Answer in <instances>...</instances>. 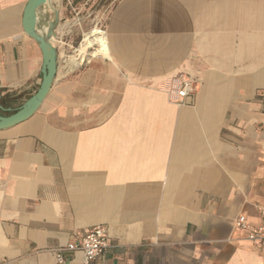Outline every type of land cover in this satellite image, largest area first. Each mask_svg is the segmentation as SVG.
<instances>
[{
    "label": "crops",
    "instance_id": "obj_1",
    "mask_svg": "<svg viewBox=\"0 0 264 264\" xmlns=\"http://www.w3.org/2000/svg\"><path fill=\"white\" fill-rule=\"evenodd\" d=\"M104 1L41 5L58 71L39 109L0 129V264H82L68 245L100 224L98 264H264L235 228L264 208V0H111L94 25L106 53L72 68L80 13ZM27 2L0 0L3 115L42 82ZM181 73L198 88L177 105Z\"/></svg>",
    "mask_w": 264,
    "mask_h": 264
},
{
    "label": "water",
    "instance_id": "obj_2",
    "mask_svg": "<svg viewBox=\"0 0 264 264\" xmlns=\"http://www.w3.org/2000/svg\"><path fill=\"white\" fill-rule=\"evenodd\" d=\"M46 0H28L23 16L24 30L39 44L43 53L42 82L38 90L19 108L9 115L0 113V129L17 124L34 114L50 92L58 71V54L56 47L50 42L53 34V23L46 32H43L40 20L41 5ZM3 109V105L0 104Z\"/></svg>",
    "mask_w": 264,
    "mask_h": 264
},
{
    "label": "built area",
    "instance_id": "obj_3",
    "mask_svg": "<svg viewBox=\"0 0 264 264\" xmlns=\"http://www.w3.org/2000/svg\"><path fill=\"white\" fill-rule=\"evenodd\" d=\"M174 79L179 81L176 87V97L172 101L177 105L186 104L189 97H194L198 83L188 74L181 73ZM237 231L244 234V238L257 245L264 251V208L261 210L260 221L250 222L245 215H239L235 221ZM108 229L100 224L85 230L82 241L79 244H70L71 250H82L84 256L82 264H98V258L110 248ZM58 260L63 261L59 255Z\"/></svg>",
    "mask_w": 264,
    "mask_h": 264
},
{
    "label": "bare ground",
    "instance_id": "obj_4",
    "mask_svg": "<svg viewBox=\"0 0 264 264\" xmlns=\"http://www.w3.org/2000/svg\"><path fill=\"white\" fill-rule=\"evenodd\" d=\"M79 55H76L74 60L71 61L72 68L79 66L84 59L103 55L107 51V38L106 33L100 28L94 27L91 31L85 34L83 41L79 48Z\"/></svg>",
    "mask_w": 264,
    "mask_h": 264
},
{
    "label": "rangeland",
    "instance_id": "obj_5",
    "mask_svg": "<svg viewBox=\"0 0 264 264\" xmlns=\"http://www.w3.org/2000/svg\"><path fill=\"white\" fill-rule=\"evenodd\" d=\"M110 1L111 0L104 1L99 6H97L98 9L102 11V13H100V12L99 13L98 12L93 13V12H88L87 10H84L80 13L81 16H85V21L88 22L89 25H91L90 30L93 27H95L94 25H96L97 23H99V25H102V23H104L105 18H106L105 16L107 15L108 4L110 3ZM76 47H78V46H76ZM4 110H6L5 107L3 109L0 108V111H4Z\"/></svg>",
    "mask_w": 264,
    "mask_h": 264
}]
</instances>
